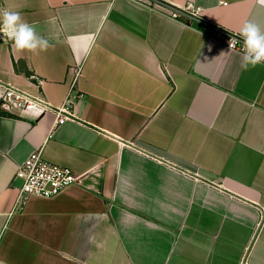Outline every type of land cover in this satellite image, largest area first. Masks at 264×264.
<instances>
[{
  "label": "crops",
  "instance_id": "crops-1",
  "mask_svg": "<svg viewBox=\"0 0 264 264\" xmlns=\"http://www.w3.org/2000/svg\"><path fill=\"white\" fill-rule=\"evenodd\" d=\"M162 1L206 24L144 0H0L49 41H0V98L69 117L0 108V264H264V65L224 35L264 30V0ZM35 151L80 183L19 205Z\"/></svg>",
  "mask_w": 264,
  "mask_h": 264
},
{
  "label": "built area",
  "instance_id": "built-area-1",
  "mask_svg": "<svg viewBox=\"0 0 264 264\" xmlns=\"http://www.w3.org/2000/svg\"><path fill=\"white\" fill-rule=\"evenodd\" d=\"M147 6L162 10L170 19L185 22H206L202 19L200 8L193 4L174 6L162 0H144ZM209 25V24H208ZM225 46L229 50L242 54V39L236 33L224 32ZM235 39L233 44L232 39ZM0 41H10L0 33ZM264 65V62H260ZM0 108L3 111L21 110L30 112L40 117L48 112L56 114L58 124H63L69 119L64 108H52L42 94L31 95L18 88L8 86L0 98ZM64 113V114H63ZM15 179L20 182L17 189L18 204H23L30 197L53 198L72 185L80 183V176L68 168L60 167L46 161L40 151L32 152L15 172Z\"/></svg>",
  "mask_w": 264,
  "mask_h": 264
},
{
  "label": "clouds",
  "instance_id": "clouds-1",
  "mask_svg": "<svg viewBox=\"0 0 264 264\" xmlns=\"http://www.w3.org/2000/svg\"><path fill=\"white\" fill-rule=\"evenodd\" d=\"M0 33L11 40L17 50H44L49 47V41L37 34L33 25L26 22L20 11L0 9ZM237 35L242 39L241 67L264 62V30L251 20L245 21ZM233 44L235 39H232ZM224 53V52H222Z\"/></svg>",
  "mask_w": 264,
  "mask_h": 264
}]
</instances>
